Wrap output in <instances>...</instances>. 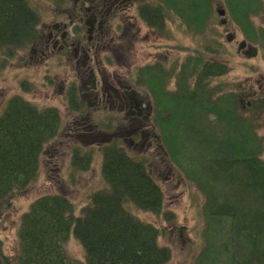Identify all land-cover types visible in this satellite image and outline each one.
<instances>
[{
	"label": "trees",
	"instance_id": "1",
	"mask_svg": "<svg viewBox=\"0 0 264 264\" xmlns=\"http://www.w3.org/2000/svg\"><path fill=\"white\" fill-rule=\"evenodd\" d=\"M51 1L65 4L67 0ZM218 1L140 3L138 17L161 35L168 33L170 21L189 34H199L195 32L206 23L209 29L202 31L199 46L190 48L184 62L176 60L169 67L159 59L137 67L133 76L137 84L154 92L157 115L163 116L159 123L163 142L173 161L197 179L207 195L206 240L194 264H264V159L260 154L264 137L245 115L236 93L218 91L215 97L211 92V75L219 77L231 69L226 62L206 57V52H214V42L221 44L218 36L214 40V27L209 25ZM220 1L247 40L264 48V26L253 21V16L264 15V0ZM40 21L31 0H0V58L37 43ZM170 78L175 80L172 89L168 88ZM202 81L209 91L200 85ZM261 103L259 98L252 101V105ZM61 122L55 107L40 109L20 94L8 100L0 116V213L37 180L45 144L59 134ZM222 129L219 138L216 133ZM87 150H73L74 169H89L92 151ZM101 151L107 185L92 192L79 213L66 194L36 198L21 213L19 253L8 256L0 243V264H165L169 260L171 249L159 243V228L129 210L133 204L164 213L168 219L162 187L146 160L136 159L115 142ZM71 238L80 242L84 259L68 250ZM217 243L218 250L214 249Z\"/></svg>",
	"mask_w": 264,
	"mask_h": 264
},
{
	"label": "rangeland",
	"instance_id": "2",
	"mask_svg": "<svg viewBox=\"0 0 264 264\" xmlns=\"http://www.w3.org/2000/svg\"><path fill=\"white\" fill-rule=\"evenodd\" d=\"M31 1L40 12L43 33L47 31L48 24L54 20L65 21L67 17L63 11L72 5L68 0L64 7L60 8L63 11H56L57 9L50 0ZM214 5L217 9L224 3L219 0ZM221 18L217 12H214L212 23L210 22L209 25L214 27V40H217L218 36L222 45L214 42V52H206V57L226 62L231 69L227 74L219 77L211 75L213 79L211 92L215 94V97L219 92L236 93L242 102L245 115L252 119L259 136L264 137V113L258 109V105L249 104L252 93H257L256 99L258 96L264 98L263 45L248 41L250 45L254 46L253 49L258 48V53L253 57H249L247 53V49L252 47L238 52L239 42L246 37L230 18L226 25L220 23ZM253 21L257 26H264V15L253 16ZM122 24L123 30L117 32L115 30L117 37L115 42L109 43V47L114 48V52L111 53L109 50L112 49H103L101 46L98 51L93 53L99 77L105 70L104 76L115 72V69L110 67L111 61H108L106 57L109 56L108 53L115 55V52L121 47V51L117 54L120 59L115 62H121L122 65L131 64V68L155 63L158 59L165 60L169 67H172L171 63L176 60H179L180 63L184 62L190 55V48L199 46L198 41L202 39L201 33L208 27L206 23L202 31L195 32L199 34H192L191 31L189 34L185 32L184 28L177 29L173 21H170L168 23L169 31L166 33L170 38H166L160 37L157 31L154 30V32L147 27L134 14H126ZM127 25L128 27L125 29ZM76 29L84 34L83 37L85 36L86 28L83 24ZM115 29L117 28L115 27ZM228 33L236 34L233 42L226 40ZM202 34L204 35V33ZM220 45V52H217L216 47ZM31 48L23 49L9 58H0V116L4 112L8 100L12 96L20 94L40 109L48 106L57 108L62 122L59 134L45 144L37 180L25 192H21L12 199L11 206L6 212L0 213L1 247L8 256L13 258L19 253L18 227L21 213L28 209L32 201L44 194L63 193L73 200L76 211L79 213L82 207L89 202L92 192L107 185L103 175L101 145L87 146L90 149L87 151H92V160L88 170L78 171L72 165L73 150L83 144H81V139L73 137L71 134L73 122H76L79 117H75L74 111L69 104H66L63 97L71 84H76L83 89L79 80V75L83 72L82 68H74L75 66L68 65L64 60H60L61 63L58 60L41 61L31 52ZM122 65L120 70L124 74L123 71L127 66ZM174 85L175 80L170 78L169 86L172 88ZM200 85L209 91L207 83L202 81ZM143 87L154 96L152 89L148 86ZM79 92L81 93V91ZM98 111L97 108H88L86 112V115L89 116L87 126L95 127L96 132L103 133L104 140L114 135L111 140L122 144L127 153L139 160H146L149 172L162 187L164 193L163 211L168 212V219L164 213L155 214L133 204L129 205V210L142 221L152 223L159 228V243L171 248L170 258L165 264H194L196 256L205 245V230L208 225L205 209L207 195L202 189V185L191 175L188 176L183 166L173 161L163 140L157 139L153 132L150 138L152 146L146 142L142 145L146 140L143 136L144 129H142L139 138L140 144L134 147L128 141L127 130L129 127L124 124L119 126L120 116H116L118 120L115 123L107 125L106 111H102L103 118L97 114ZM154 131L156 134L162 135L158 124ZM223 131L224 129L221 132L217 131L218 133L215 135L220 138V133ZM260 154L264 159V150H260ZM67 245L74 257L84 259V250L77 239L71 238ZM218 247L217 243L214 249L218 250Z\"/></svg>",
	"mask_w": 264,
	"mask_h": 264
},
{
	"label": "flooded vegetation",
	"instance_id": "3",
	"mask_svg": "<svg viewBox=\"0 0 264 264\" xmlns=\"http://www.w3.org/2000/svg\"><path fill=\"white\" fill-rule=\"evenodd\" d=\"M141 1L74 0V3L64 10L67 21L54 20L48 24L47 31L42 33L40 40L31 48V52L41 61L58 60L61 63L60 60H64L68 65L75 66L74 68H82L83 72L79 75V80L83 89L76 84H71L63 97L66 104H69L74 111L75 117H79L76 122H73L71 134L81 139V144L85 146H81L82 149L96 144L102 147L105 140H111L114 137L112 135L104 140L103 133L96 132L95 127L87 126L88 108H97L99 110L97 114L100 116L105 110L107 125L115 123L118 120L116 116H120L119 126L124 124L129 127L128 141L134 147L140 144L142 129L146 139L142 145L145 142L151 145L152 132L157 139L159 138L154 130L163 116L157 115L158 108L154 96L131 78L133 75L131 64L122 65L121 62H115L120 59L117 54L122 47L117 53L115 52V55L108 53L109 56L106 57L108 61L114 63L110 67L115 69V72H110L108 76H104L105 70L100 71L101 77H99L93 54L101 46L103 49L110 48L109 43H114L117 38L115 30L116 32L123 30L124 16L129 13L138 17L137 8ZM81 24L86 28L85 38L84 34L76 29ZM127 27L128 25L125 29ZM121 65L127 66L123 71L124 74L120 70Z\"/></svg>",
	"mask_w": 264,
	"mask_h": 264
},
{
	"label": "water",
	"instance_id": "4",
	"mask_svg": "<svg viewBox=\"0 0 264 264\" xmlns=\"http://www.w3.org/2000/svg\"><path fill=\"white\" fill-rule=\"evenodd\" d=\"M218 12H219L221 15H225V14H226V10L223 9V8L218 9ZM225 22H226V20H223V23H225ZM232 37H233L232 35H229V36H228L229 40H231ZM245 46H246V41L241 42V48H244Z\"/></svg>",
	"mask_w": 264,
	"mask_h": 264
},
{
	"label": "bare ground",
	"instance_id": "5",
	"mask_svg": "<svg viewBox=\"0 0 264 264\" xmlns=\"http://www.w3.org/2000/svg\"><path fill=\"white\" fill-rule=\"evenodd\" d=\"M214 202H215V200H214ZM229 215V214H228ZM228 215L225 217V218H227L228 217ZM225 216V215H224Z\"/></svg>",
	"mask_w": 264,
	"mask_h": 264
}]
</instances>
